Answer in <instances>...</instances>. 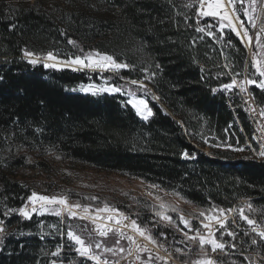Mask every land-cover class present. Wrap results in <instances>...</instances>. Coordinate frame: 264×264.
<instances>
[{
	"label": "trees",
	"instance_id": "16d2710c",
	"mask_svg": "<svg viewBox=\"0 0 264 264\" xmlns=\"http://www.w3.org/2000/svg\"><path fill=\"white\" fill-rule=\"evenodd\" d=\"M198 3L0 0V264H52L44 261V243L36 236L41 220L18 216L29 188L17 172L31 153L141 178L198 207L232 209L249 201L264 217V165L250 154L256 150L251 128L240 110L234 122L226 93L218 91L230 81L223 64L241 74L246 49L230 32L222 40L212 29L213 37L201 34L197 29L212 20L198 16ZM57 49L111 55L128 65L120 79L148 78L152 119L140 121L117 97L68 93L64 89L89 84V74L49 71L24 55ZM231 146L245 148L246 156L221 149ZM249 247L243 240L236 253L264 255V242L260 252Z\"/></svg>",
	"mask_w": 264,
	"mask_h": 264
},
{
	"label": "rangeland",
	"instance_id": "374dc122",
	"mask_svg": "<svg viewBox=\"0 0 264 264\" xmlns=\"http://www.w3.org/2000/svg\"><path fill=\"white\" fill-rule=\"evenodd\" d=\"M24 1L31 3L35 0ZM261 6L264 7V0H257L255 11L252 10L249 0H244L243 7L237 2L235 15L239 16L240 19H234L233 23L237 26L240 35L232 31L227 21H221L218 17H201L198 14V9L197 14L200 18L212 20L206 26L199 28L203 29L200 32L201 34L213 37L212 29L218 38L222 40L224 34L230 32L240 40L246 49V77L243 74L245 67L241 74H234L231 72L233 65L225 63L223 64L225 75L230 79L227 84H231L233 79L236 81V84L231 89H225L223 85L218 91L226 93V96H229L230 100V97L239 95L236 88L240 90L242 96H247L248 93L245 88L247 86L250 97L253 98L257 107L264 112V89L259 86V81L264 80V77L259 76L254 66V61L257 60L261 61L262 66H264V47H262L264 45V31H255L253 27ZM228 8L230 15H232L231 6H228ZM239 9L240 12L238 11ZM245 9L252 15V20H249L248 16L244 15ZM241 22H243V28L240 27ZM245 29L248 32V36L251 37V41H249L248 37L243 36ZM209 32L212 35H209ZM257 37H259V42H257ZM52 53L57 57V68L44 67L47 54L34 55L33 57L25 56V58L28 61L29 59H37L38 63L35 65H42L44 69L49 71L68 70L73 73H88L87 79L90 80L89 84L77 85L64 90L68 93L83 96L108 95L117 97L123 104L129 106L134 111L140 121L147 123L152 119L153 115L148 120H144L137 114L136 109L127 103L134 98L144 99L148 103L150 96V91L146 84L148 78L138 81L146 85V88L142 89L139 87V84H132L131 81L120 79L119 72L128 70V67L121 69L109 67L105 69L98 66L83 67L66 63V61L76 56L83 58L89 53L93 54L94 59H98L95 56L97 51L82 50L77 55H65L60 49H57L53 50ZM100 54L103 55V53ZM248 80H256L257 83L249 84L247 83ZM90 86L92 91L81 90V88L86 89ZM104 88H119L120 91H101ZM93 91L95 95H93ZM152 98L156 100L155 97ZM148 107L150 108L149 104ZM219 145L224 146L223 144ZM246 146L248 147V145ZM221 149L239 152L243 156L247 154L244 150L245 148H242V151L232 146L221 147ZM251 152L256 154L257 150L250 149V154ZM44 153L40 155L35 153L26 155L25 168L17 172V181L24 187L29 188L28 198L35 192L40 196L65 198L69 205H81L79 208L73 207L71 209L72 212L76 213L75 217L70 216L68 208L58 204L47 205L48 210L41 213L40 204H33L27 198L22 208L30 213L31 218H26L18 212V216L22 220H41V223L37 225L36 236L44 243L41 249H43L42 254H44L45 262L52 263L55 261L56 264H75L80 258L89 262L94 261L81 257L75 251L77 246L74 242L69 241L66 235L71 227V230L81 235L86 242H92L89 239V232H91L96 242H103L105 246L113 248L114 252H107L103 247L100 249L93 247V252L100 256L101 264L105 260L108 261V264H195L199 259L205 258V254L200 252L199 237L196 230H199L200 235L207 237L209 230L204 228L203 225L209 224L215 238L218 242L224 243L225 248L222 251L217 250L216 252H212L211 247L205 245L207 258L213 259L217 264H264L263 254L251 253L250 249H245V254L242 255L236 253L239 252L238 250L242 246L243 240H246L248 248H250L249 246H253L258 252L262 250L261 247L264 240L259 237L258 233L264 231V224L260 226V221L263 220H258L264 217L261 216L260 212L249 201H241L232 209H224L225 213L221 214L219 211L221 208L209 205H204L203 207L194 206L186 202L175 190L160 188L158 185L148 183L144 179L115 172H100L85 165L63 161L58 155ZM183 158L184 160H189V157L185 158L183 156ZM106 205L110 209L118 211H98V209H104ZM161 205H164V207H161ZM248 205H251V208ZM33 207L37 211L32 212ZM52 209L60 210L61 215H55ZM241 209H243L246 216L255 221L254 225H249L246 220L241 218ZM201 212L206 213L207 217H218L220 221L225 222V226L220 228L216 220L206 219L200 215ZM157 213L171 217V221L163 219L162 215H157ZM81 216L86 217V219H80ZM109 216L113 217L111 221L108 220ZM181 216L188 221V226L181 221ZM51 219L58 220L59 223L51 221ZM116 220H119L120 223L116 224ZM133 220L144 231L145 236L150 235L156 243H152L145 239V236H141L136 232L132 228ZM101 224L113 229L112 232L108 233L107 237H100L98 235L97 225ZM121 231L124 233L123 236L120 235ZM229 232L234 233L235 236H229ZM2 233L0 232V235ZM28 236H32V234H28ZM128 236H132L136 244L129 241L127 239ZM188 237H196V239L190 240ZM253 239L257 241L256 244H252ZM116 240H119V245L115 243ZM47 242H53L54 245H49ZM136 245H139L140 248H147V251H137ZM52 246L54 247L52 248ZM121 247L124 248L123 252L119 251ZM50 248L54 252L59 249V255H51L49 253ZM177 249L181 251L177 252ZM129 251H131V255H129ZM95 263L97 264L96 261Z\"/></svg>",
	"mask_w": 264,
	"mask_h": 264
},
{
	"label": "snow or ice",
	"instance_id": "6c2138e0",
	"mask_svg": "<svg viewBox=\"0 0 264 264\" xmlns=\"http://www.w3.org/2000/svg\"><path fill=\"white\" fill-rule=\"evenodd\" d=\"M237 2H239L241 7H243L244 0H226V2H225V0H199L198 14L201 17H218L221 21H227L228 25L231 26L232 31L237 32V35H240V32L237 29V26L233 23L234 19L235 20L240 19L239 16L235 15ZM249 2H250V5L252 6V10L255 11V5L257 3V0H249ZM228 6H231L232 15H230V13H229ZM244 15L248 16L249 20L253 19L252 15L249 13V11L247 9L244 10ZM253 26H255V25H253ZM222 27H223V25H222ZM240 27L243 28V22H241ZM197 30L203 31V29H199V28ZM261 31H264V28H262ZM209 35H212V33L209 32ZM243 36L248 37L249 41H251V37L248 36V32L246 29L243 32ZM257 42H259V37H257ZM69 43L75 44V41L69 40ZM262 47H264V45H262ZM24 55L26 57H33L35 54L32 52H29V51H25ZM95 56L98 57V59H94L93 54H91V53H89L87 56H85L83 58L80 56H76L75 58H73L69 61H66V63L69 65H80L83 67L98 66L100 68H105V69L109 68V67L112 69H121V68H127L128 67L127 64L117 62V60L111 55H107V54L102 55V54L97 52V53H95ZM45 59H46V62L44 63V67H46V68H57L58 67L57 57L52 52H48ZM86 61H87V63H86ZM29 63L35 65L38 63V60L37 59H29ZM254 66L256 67L257 72L259 73V76L264 77V66H262L261 61H259V60L254 61ZM0 79H2V78H0ZM131 83L132 84H139V87L142 89L146 88V85L143 84V82H138L136 80H132ZM247 83L256 84L257 81L256 80H248ZM235 84H236V81L233 79L231 84H225L223 87L225 89H231ZM259 86L262 89H264V80L259 81ZM81 90L82 91H92V88L90 86L89 88H86V89L81 88ZM101 91L119 92L120 89L119 88H104V89H101ZM213 91H215V89ZM93 95H95L94 91H93ZM127 103L131 104L132 107L134 109H136L137 114L140 115L144 120H148V118L153 115L151 108L148 107V103L144 99L134 98L132 100H129ZM262 114H264V112H262ZM237 150L242 151V149H237ZM183 155L185 158L189 157L188 152H184ZM259 156L264 157V150H261L259 152ZM28 199L33 204H35V203L40 204L41 213H43V211L48 210L46 207L47 205L58 204V205H63L64 207L68 208L70 216L75 217L76 213L72 212L71 209L73 207H75V208L81 207V205H79V204L69 205L65 198H57L55 196H53V197L40 196L35 192H33L32 195ZM161 207H164V205H161ZM248 207L251 208V205H248ZM10 211H16V210L11 209ZM35 211H37V209L35 207H33L32 212H35ZM52 211L57 216L61 215V211L58 209H52ZM98 211L114 212V211H118V210L110 209L106 205L104 209H98ZM173 211H175V209H173ZM219 211L221 214L225 213L224 209H220ZM19 212L24 217L31 218L30 213L26 209L21 208V209H19ZM5 215H7V213H5ZM157 215H162V214L157 213ZM200 215L204 216L206 219L216 220L217 223L219 224L220 228H223L225 226V222L220 221L219 218L216 216L207 217L206 213H204V212H201ZM240 215H241V218L246 220L249 225L255 224L254 220L250 219L248 216H246L244 214L243 209L240 210ZM162 218L171 221V217H169V216L162 215ZM80 219H86V217L81 216ZM112 219H113L112 216L108 217L109 221H111ZM180 219L186 226H188V221L185 220L183 216H181ZM119 223H120V221L116 220V224H119ZM203 226H204V228L209 230V234L207 237L200 235L198 229L196 230V232H197V236L199 237L200 252L205 254V258L199 259L198 261L195 262V264H217V262L214 261L213 259L207 258L204 246L209 245L211 247V251L216 252L217 250H221V251L224 250L225 244L222 242H218V240L215 238L214 234L212 233L209 224H204ZM132 228L136 232H138L141 236H145L144 231L141 230L140 226L137 225L135 220L132 221ZM82 231H83V229H82ZM112 231H113L112 228L105 227L102 224L97 225V232H98V235L100 237H107L108 233L112 232ZM117 231H119V230L117 229ZM253 231H255V229H253ZM0 232H4V228L2 226H0ZM66 235H67V238L69 241H72L75 243V245L77 246L75 248V251L81 257H86L88 259L94 260L97 262V264H101L100 256L96 255L93 252V247H95L96 249H100L103 247L104 250L107 252H114L113 248L105 246L103 244V242H96L95 238L92 237L91 232H89V239L92 241L91 243L86 242L85 239L82 238L81 235H78L76 232L71 230V227L67 231ZM120 235L123 236L124 233L121 231ZM228 235L233 236V237L235 236V234L232 232H229ZM258 235L262 240H264V231H260L258 233ZM127 239L129 241H131L133 244H136V241L132 236H128ZM145 239L151 241L152 243H156V241L150 235L145 236ZM188 239L195 240L196 237H188ZM115 243L117 245H119V240H116ZM256 243H257V241L255 239H253L252 244H256ZM136 249H137V251H147V248H140L139 245H136ZM119 251L123 252L124 248L123 247L119 248ZM176 251L180 252L181 250L177 249ZM59 252H60V250L58 249L56 252H53L52 255L57 256V255H59ZM129 255H131V251H129ZM52 264H56V262L53 261ZM103 264H108V261L107 260L103 261Z\"/></svg>",
	"mask_w": 264,
	"mask_h": 264
},
{
	"label": "built area",
	"instance_id": "2783aa9c",
	"mask_svg": "<svg viewBox=\"0 0 264 264\" xmlns=\"http://www.w3.org/2000/svg\"><path fill=\"white\" fill-rule=\"evenodd\" d=\"M240 12V9L238 10ZM260 12H258V15L254 21L255 31H261L262 28H264V7L261 6L259 9ZM214 46L218 48L219 50V40L213 41ZM244 77H246V67L245 72H243ZM246 92L248 93L247 96H242L240 90L237 89L239 95L238 96H226L227 98V105L233 106L234 109V117L233 120L236 124H238L237 120V111L240 110L244 114V116L247 119V122L250 127H256V134H251V139L253 144L255 145L257 149V153L254 154V158L257 163L264 165V157L259 156V152L261 150H264V114H262V111L257 107L252 97H250V94L248 92L247 86ZM261 224H264V221H260ZM90 264H96L95 261H90Z\"/></svg>",
	"mask_w": 264,
	"mask_h": 264
},
{
	"label": "bare ground",
	"instance_id": "6f19581e",
	"mask_svg": "<svg viewBox=\"0 0 264 264\" xmlns=\"http://www.w3.org/2000/svg\"><path fill=\"white\" fill-rule=\"evenodd\" d=\"M228 107H229V109L232 112L233 117H234V109H233V106L228 105ZM250 128H251V134H256V127H250Z\"/></svg>",
	"mask_w": 264,
	"mask_h": 264
}]
</instances>
